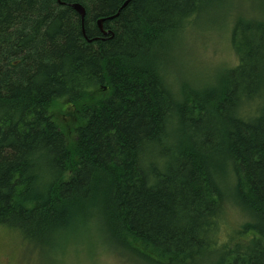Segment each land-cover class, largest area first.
<instances>
[{"label": "trees", "instance_id": "1", "mask_svg": "<svg viewBox=\"0 0 264 264\" xmlns=\"http://www.w3.org/2000/svg\"><path fill=\"white\" fill-rule=\"evenodd\" d=\"M207 1L0 0V225L38 239L88 215L141 260L220 246L219 264H264V102L245 113L264 101V23L234 18L238 60L213 86L163 79ZM228 200L246 219L222 240Z\"/></svg>", "mask_w": 264, "mask_h": 264}, {"label": "rangeland", "instance_id": "2", "mask_svg": "<svg viewBox=\"0 0 264 264\" xmlns=\"http://www.w3.org/2000/svg\"><path fill=\"white\" fill-rule=\"evenodd\" d=\"M206 4L204 13H196L164 49L163 79L175 92L211 87L225 69L236 64L230 40L234 18L252 16L264 23V0H208ZM263 102V98L256 99L245 113L253 114ZM70 110L66 107L57 112L59 122L73 126L76 120ZM225 208L219 232L222 240L236 237V228L246 219L233 200L226 201ZM67 230L66 234L41 230L39 238L33 239L17 228L0 225V264H162L115 248L97 219L90 220L88 215L77 217ZM223 256L224 249L215 246L187 264H219Z\"/></svg>", "mask_w": 264, "mask_h": 264}, {"label": "water", "instance_id": "3", "mask_svg": "<svg viewBox=\"0 0 264 264\" xmlns=\"http://www.w3.org/2000/svg\"><path fill=\"white\" fill-rule=\"evenodd\" d=\"M72 6H73V7L77 10V12L79 13V15H80V17H81V20H82V23H83L84 14H85V8H84V6H82V5L79 4V3H74ZM102 21H103L102 18L98 19V25H99L100 29H102ZM104 33H105V32H104Z\"/></svg>", "mask_w": 264, "mask_h": 264}]
</instances>
